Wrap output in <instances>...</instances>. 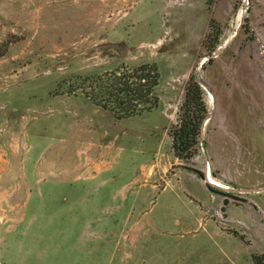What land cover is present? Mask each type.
<instances>
[{
    "label": "rangeland",
    "instance_id": "374dc122",
    "mask_svg": "<svg viewBox=\"0 0 264 264\" xmlns=\"http://www.w3.org/2000/svg\"><path fill=\"white\" fill-rule=\"evenodd\" d=\"M211 60V62H210ZM156 63L118 120L78 76ZM207 121L177 157L191 77ZM264 264V0H0V264Z\"/></svg>",
    "mask_w": 264,
    "mask_h": 264
},
{
    "label": "trees",
    "instance_id": "16d2710c",
    "mask_svg": "<svg viewBox=\"0 0 264 264\" xmlns=\"http://www.w3.org/2000/svg\"><path fill=\"white\" fill-rule=\"evenodd\" d=\"M160 78L156 63L134 68L121 67L100 75L78 76L74 78L69 92H80L94 105L112 112L118 120H123L159 108L157 89ZM204 95L201 84L192 76L180 110V123L173 131L174 149L180 159L191 158L199 143L201 130L208 115ZM260 260L259 256L255 257L256 264H262Z\"/></svg>",
    "mask_w": 264,
    "mask_h": 264
},
{
    "label": "water",
    "instance_id": "95a60500",
    "mask_svg": "<svg viewBox=\"0 0 264 264\" xmlns=\"http://www.w3.org/2000/svg\"><path fill=\"white\" fill-rule=\"evenodd\" d=\"M207 120H205V122H206ZM205 122H204V124H203V126L205 125ZM203 128V127H202Z\"/></svg>",
    "mask_w": 264,
    "mask_h": 264
}]
</instances>
